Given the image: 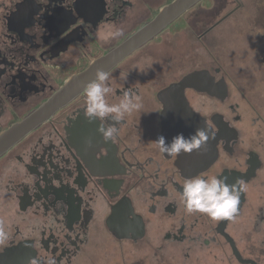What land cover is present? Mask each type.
I'll return each mask as SVG.
<instances>
[{
	"label": "flooded vegetation",
	"instance_id": "1",
	"mask_svg": "<svg viewBox=\"0 0 264 264\" xmlns=\"http://www.w3.org/2000/svg\"><path fill=\"white\" fill-rule=\"evenodd\" d=\"M171 1L0 0V131ZM107 73L108 104L142 105L114 139L85 118V87L0 156V264H103L125 242L143 264H264V0H198ZM179 103L215 133L194 175L156 144ZM214 175L240 183L234 220L184 211V182Z\"/></svg>",
	"mask_w": 264,
	"mask_h": 264
},
{
	"label": "water",
	"instance_id": "2",
	"mask_svg": "<svg viewBox=\"0 0 264 264\" xmlns=\"http://www.w3.org/2000/svg\"><path fill=\"white\" fill-rule=\"evenodd\" d=\"M197 1L198 0H172L163 5L149 22L129 35L118 46L91 61L86 69L68 78L63 85L38 108L23 119L1 130L0 156L35 127L50 118L58 108L81 92L94 79L97 69H102L106 72L110 70L116 63L160 32L166 25ZM180 87L182 88V83H177L170 86L166 91L173 96L179 95ZM163 122L165 123L164 137L170 142L177 133H183L186 137L189 136L195 130L194 125L196 118L189 109L184 108L183 105L179 103L178 107L165 108ZM215 157V149L212 148L211 145L209 147L204 146L199 152L193 151L190 154L182 152L179 154L177 165L183 169L184 172L189 171L190 174L194 175V173L208 168ZM118 237L123 238L124 236ZM234 253L238 260L244 261L241 260L237 252L234 251Z\"/></svg>",
	"mask_w": 264,
	"mask_h": 264
},
{
	"label": "clouds",
	"instance_id": "3",
	"mask_svg": "<svg viewBox=\"0 0 264 264\" xmlns=\"http://www.w3.org/2000/svg\"><path fill=\"white\" fill-rule=\"evenodd\" d=\"M44 3L47 0H43ZM122 35L121 29L111 33L112 38ZM108 73L97 69L94 79L85 88V107L83 114L90 121H111V125L105 127L98 124L97 132L105 142L111 141L116 136L119 124L126 114L141 108V98L133 95L130 90H125L122 99L116 104L106 102V94L111 89L106 86ZM215 133L204 127H197L189 136L177 133L170 142L160 136L156 144L160 153L168 156H177L183 153L199 152ZM242 188L239 181L229 183L227 176H211L208 178L194 176L187 179L181 189L180 199L187 214L201 213L214 221L234 220L238 211ZM7 238V234L0 229V242ZM47 264H55L54 259Z\"/></svg>",
	"mask_w": 264,
	"mask_h": 264
},
{
	"label": "rangeland",
	"instance_id": "4",
	"mask_svg": "<svg viewBox=\"0 0 264 264\" xmlns=\"http://www.w3.org/2000/svg\"><path fill=\"white\" fill-rule=\"evenodd\" d=\"M158 3H160V1H158L156 4ZM136 247L140 248L141 246L140 244H138L137 246H131L126 242L122 243L121 246L119 244H116V252L113 253L112 257H110L108 261L103 264H133L132 262H135L136 260H138V264H143L144 259L142 258L141 252H133L134 250H136ZM221 260L222 258L220 255H218L217 257H203L204 264H221ZM144 264L147 263L145 262Z\"/></svg>",
	"mask_w": 264,
	"mask_h": 264
}]
</instances>
